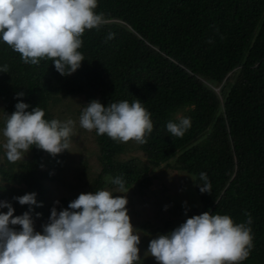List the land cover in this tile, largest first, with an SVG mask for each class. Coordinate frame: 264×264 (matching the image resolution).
I'll return each instance as SVG.
<instances>
[{
  "label": "trees",
  "instance_id": "1",
  "mask_svg": "<svg viewBox=\"0 0 264 264\" xmlns=\"http://www.w3.org/2000/svg\"><path fill=\"white\" fill-rule=\"evenodd\" d=\"M97 4L94 11L103 13L105 22L99 29L85 30L79 49L84 61L71 75L61 76L48 59L25 64L0 41V123L21 100L29 105L27 111L38 106L46 120L63 122L69 104L62 102L70 96H82L86 104L98 100L105 107L139 99L153 123L146 143H121L93 130L100 171L79 191L117 187L106 177H121L141 203L152 192L151 171L165 167L184 172L198 197V207H191L186 216L229 215L234 223L246 225L250 217L253 247L240 264H264V0ZM5 65L7 72L2 71ZM18 92L24 96L18 98ZM181 117H189L191 126L176 137L166 125ZM133 149L141 159L121 160ZM0 157V198L10 202L18 216L29 206L13 197L36 193L42 206L33 205L31 215L34 223L46 224L52 206L49 186L66 156L62 152L53 157L33 146L14 163L1 147ZM201 173L207 175L210 193L196 186L204 184ZM81 193L61 198L57 212Z\"/></svg>",
  "mask_w": 264,
  "mask_h": 264
},
{
  "label": "clouds",
  "instance_id": "2",
  "mask_svg": "<svg viewBox=\"0 0 264 264\" xmlns=\"http://www.w3.org/2000/svg\"><path fill=\"white\" fill-rule=\"evenodd\" d=\"M97 0H0V41L20 54L25 64L52 61L56 72L68 76L80 68L84 57L79 49L85 30L99 29L105 22L96 13ZM114 34L110 33L108 39ZM3 72H7L5 65ZM16 96L23 97L24 92ZM19 101L5 116L3 147L9 162L24 159L35 146L51 156L69 148L75 122L46 120L45 112ZM79 125L113 141L146 143L153 130L151 114L139 99L109 103L92 100L82 109ZM191 119L169 121L167 131L182 137ZM201 193H210L205 173L200 174ZM123 195L108 190L81 193L66 209L50 211L42 232L34 230L32 206L41 207L36 193L13 197L29 210L14 216L8 201H0V264H139L140 235L130 223L126 193L121 177H106ZM56 204L59 201L54 202ZM246 215H248L246 213ZM39 217L40 213H36ZM252 223L249 217L247 225ZM19 225L16 230L13 226ZM234 223L229 215L204 212L187 218L168 234L150 239L146 253L156 264H240L253 247L251 228Z\"/></svg>",
  "mask_w": 264,
  "mask_h": 264
},
{
  "label": "rangeland",
  "instance_id": "3",
  "mask_svg": "<svg viewBox=\"0 0 264 264\" xmlns=\"http://www.w3.org/2000/svg\"><path fill=\"white\" fill-rule=\"evenodd\" d=\"M64 100L62 104H69L68 120L74 121L75 126L69 148L63 151L66 156L64 167L49 186L50 200L48 203L52 205L48 207L50 211L53 207L60 205L61 198L81 193L84 184L91 182L100 171L92 131L81 128L79 125L80 115H75L77 111H80L81 114L83 107L87 105L83 101L84 98L82 96H70ZM0 122H2L1 119ZM3 127L4 123L3 125L0 123V147L5 150L3 145L6 140L2 135ZM129 157L142 158L141 154L133 149L132 152L127 151L123 154L121 160H126ZM82 171L84 172L83 175L78 178ZM150 176L153 194H151L152 192L145 194L146 197L141 203L138 196L132 197L130 192L126 193L128 200L126 208L130 223L140 235L138 248L141 260L139 264H156L153 262L154 258L146 253L150 239L155 238L158 234L170 233L178 227L179 222H185L188 218L186 213L191 207H198V197L194 193L191 177L186 173L160 167L151 171ZM79 186H81V191H79ZM103 190L111 191L113 195H123L117 191L115 186H107ZM156 195L159 197L157 198ZM0 201H4V199L0 198ZM56 201L59 203H54ZM0 212L5 213L2 210ZM40 225L39 222H35L34 230L42 232V225ZM13 227L18 230L17 226Z\"/></svg>",
  "mask_w": 264,
  "mask_h": 264
}]
</instances>
